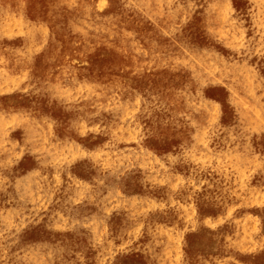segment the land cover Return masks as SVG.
I'll use <instances>...</instances> for the list:
<instances>
[{
  "label": "rangeland",
  "instance_id": "rangeland-1",
  "mask_svg": "<svg viewBox=\"0 0 264 264\" xmlns=\"http://www.w3.org/2000/svg\"><path fill=\"white\" fill-rule=\"evenodd\" d=\"M30 3L0 0V264H264V0ZM122 14L129 69L88 64Z\"/></svg>",
  "mask_w": 264,
  "mask_h": 264
},
{
  "label": "bare ground",
  "instance_id": "bare-ground-1",
  "mask_svg": "<svg viewBox=\"0 0 264 264\" xmlns=\"http://www.w3.org/2000/svg\"><path fill=\"white\" fill-rule=\"evenodd\" d=\"M26 4H32L30 3L32 0H22ZM44 2L46 0H43ZM64 1V0H61ZM69 2V0H65ZM109 18V17H108ZM110 19H105L102 21L103 23L109 21ZM119 22V23H118ZM136 22V23H135ZM127 23L128 24H138V20L133 17H128L126 14H122L120 19L116 22L112 23V25H117L114 30L111 32L110 35L112 41L106 45V46H99V44L96 42L95 37H88L92 38L93 40H89L87 46H90L91 48L86 51L85 53V60L88 64L99 62L104 63L105 65L114 63V66H118L121 69H129L128 65L131 59V55L129 54V49L133 46H135L132 43V40L129 38V31H127ZM133 25V24H132ZM97 28V25L94 29ZM95 32V31H94ZM93 36V35H92ZM109 36V37H110ZM130 39V40H129ZM64 40V39H62ZM127 62V63H126ZM63 72V71H62ZM249 99L253 105H247L244 108V114L248 118H255L257 120H264V113H260L259 115L254 112V107L257 106L256 100L254 98L253 94H249Z\"/></svg>",
  "mask_w": 264,
  "mask_h": 264
}]
</instances>
